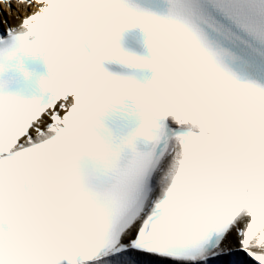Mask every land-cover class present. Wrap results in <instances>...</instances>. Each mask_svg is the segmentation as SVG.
<instances>
[{"label": "snow or ice", "instance_id": "obj_1", "mask_svg": "<svg viewBox=\"0 0 264 264\" xmlns=\"http://www.w3.org/2000/svg\"><path fill=\"white\" fill-rule=\"evenodd\" d=\"M19 2L0 264H264V0Z\"/></svg>", "mask_w": 264, "mask_h": 264}, {"label": "bare ground", "instance_id": "obj_2", "mask_svg": "<svg viewBox=\"0 0 264 264\" xmlns=\"http://www.w3.org/2000/svg\"><path fill=\"white\" fill-rule=\"evenodd\" d=\"M11 21H14L11 17L9 18Z\"/></svg>", "mask_w": 264, "mask_h": 264}]
</instances>
